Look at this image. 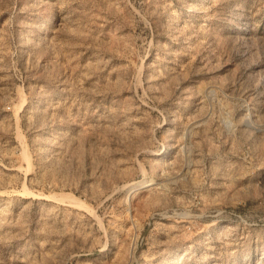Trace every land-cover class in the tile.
<instances>
[{
  "label": "rangeland",
  "instance_id": "374dc122",
  "mask_svg": "<svg viewBox=\"0 0 264 264\" xmlns=\"http://www.w3.org/2000/svg\"><path fill=\"white\" fill-rule=\"evenodd\" d=\"M0 264H264V0H0Z\"/></svg>",
  "mask_w": 264,
  "mask_h": 264
},
{
  "label": "bare ground",
  "instance_id": "6f19581e",
  "mask_svg": "<svg viewBox=\"0 0 264 264\" xmlns=\"http://www.w3.org/2000/svg\"><path fill=\"white\" fill-rule=\"evenodd\" d=\"M145 182H148V180L144 178L143 180H141V181H139L137 183H134L132 186H135V185H138V184H141V183H145ZM147 184H149V183H147ZM138 186H140V185H138Z\"/></svg>",
  "mask_w": 264,
  "mask_h": 264
}]
</instances>
